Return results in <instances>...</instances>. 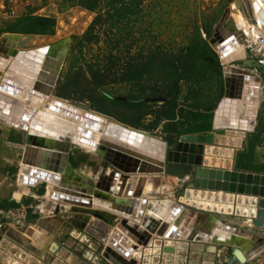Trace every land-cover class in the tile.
<instances>
[{"label": "rangeland", "instance_id": "374dc122", "mask_svg": "<svg viewBox=\"0 0 264 264\" xmlns=\"http://www.w3.org/2000/svg\"><path fill=\"white\" fill-rule=\"evenodd\" d=\"M249 5V3L246 5L244 0H143L140 15L128 18L129 22H124V24L114 30H111L107 25L97 29L99 41L97 43L85 42L82 45L81 38L93 22L96 13H92L81 7V9L78 7L80 12L78 10L75 11L71 18H69L70 20L68 19L66 22L58 24L57 20H54V22L44 20L47 28L42 33H27V26H34L32 23L30 25L20 24L16 30L21 35V37L19 36V42H21L19 46L29 51L36 48L46 50L48 45H50L48 49L58 48V43L66 40L69 41L63 69L53 92L54 98L95 112L106 120L108 119L111 124H122L140 131L139 133H147L153 136V138L164 140L168 134L176 135V139L169 145V152L166 158V161L171 166L191 164L194 168H202L203 165L201 164L203 163L193 164L189 162L188 157L192 154L190 151H197V149H200L202 153L205 151L204 162L207 165H211V167L206 169L210 174L208 176L205 175L206 178L203 180L200 178L203 175L194 177L191 180L192 183L190 181L185 183L186 179L184 177L176 175H170L166 178L156 177L153 183L157 186L152 182L148 184L151 185L148 191L150 195L145 193L147 192L146 188L148 185L142 183L144 179L139 180L140 184H137L135 180L131 182L130 188H132V191L129 195L132 194L131 196H134L144 190V195L148 194L146 196L154 197L153 199L150 198L151 203H158L160 200H165L166 196L167 198L173 196L175 200H180L178 202L185 206L187 205L186 207H191L195 211L209 214L212 211L223 223L233 224L235 227H243L248 217H244L241 214L240 199L233 197L232 201H228V193L235 191V194H243L249 197L252 196L253 198L260 194L264 196V75L261 74L258 67L259 64L264 62V52L261 53V50L259 51L257 46L252 44V41L247 36V25L250 22L252 24L255 23L253 16H250L251 9ZM227 11H230V14L224 27L229 32L243 33V39L248 52L247 61H223L215 50V44L212 43V41L218 39L216 29ZM23 40L25 41L23 42ZM203 44V52L186 59L188 53L192 50H199ZM159 52L185 56L186 63L184 62L181 80H171L167 74H154L150 77H145L143 81L136 85L113 84L103 88L104 93L109 98L128 101L131 99L130 95L133 90L132 98L134 101L146 100L150 103L149 114L137 127L131 126L126 122L134 121L139 116L118 107L108 108L99 112L87 97L84 100L61 98L62 86L66 82V77L72 72H77L80 69L86 70L90 65L106 69L105 67L112 65V57L115 58L119 65L116 70L119 72L121 70L120 73H123L126 67L141 63L151 55ZM60 53L58 50L57 55ZM193 65H195L194 69H192ZM230 65L239 67L261 78L263 88L258 120L254 122L252 131L245 132L239 144H234V142L230 141L224 143L210 140V142L208 137L211 138L212 135H219L217 130H221L214 129V115L226 94L224 70ZM233 85L235 87L236 84ZM177 86L179 87V90L176 91L178 92L177 104L171 106L168 102L173 99L171 92ZM141 88L143 91H141ZM223 105L224 102L221 107ZM13 131L14 135L10 136V140H13L12 138H15V140L10 142L5 140V144H2L3 142L0 141V147H2L0 150L4 151V147L6 149V154L0 156V161L9 164L8 168L0 167V190H10L12 193L19 191V194L25 195L22 206L27 209L29 224L32 222V216L34 224L39 221L46 222V226L41 222L38 225H30V227L25 229L24 233H21L28 242L26 243L29 244V247L23 246L18 242L16 243L15 240L10 238L12 242L11 246L14 248L13 253L19 254L21 258V253L27 250L29 253H32L33 257L35 256L34 258L41 261L40 264H60V261L61 264H106L108 261L103 255L106 239L102 241L100 238L86 233L85 225L73 216L79 210L61 208L59 218H63V223L59 226L57 217H41L40 215V208H42L44 203V199L42 198L44 192L39 193L37 189H32L29 193H25V186L20 185L21 187L19 188L17 178L18 174H20V166L23 165V160L21 162L20 159L23 148L28 141L29 133L28 131L19 129H13ZM46 135L49 136V134ZM54 138L52 137L51 140ZM208 143L223 147H210ZM69 149L70 154L69 158L67 156L66 159L64 174L72 181L71 185L81 186L85 183L86 186L89 185V187L94 188L91 189L94 193L103 191L98 188L100 185L99 179L103 174L107 175L108 168L104 167L106 162L103 161L104 159L101 155L85 152L74 146L73 148L69 146ZM52 150L55 151L57 149L53 148ZM178 150L182 151V160L178 162L169 160V154L171 152L177 153ZM242 161L245 164L251 165L253 169H239L238 165ZM109 165V171L112 172L116 169L115 165L111 163ZM222 170L229 173L237 172V180L233 176L229 179L221 177L218 173ZM137 172L140 173L142 171L139 169ZM191 184L198 190H190L187 193V189ZM163 186L170 187V192L162 191ZM172 189H175L174 192ZM203 189L207 190V192L210 189L224 192L222 195L217 193V198L227 209L225 211L211 209V201L215 195H213L214 193L210 195H208L209 193L202 194L200 190ZM225 189H228L229 192H225ZM250 189H253V192ZM238 191L241 193H238ZM192 192H198L200 195L206 196L207 199L204 200L206 203L202 202L203 199L197 198L196 195L192 196V199L190 197L193 194ZM13 205L8 207H20V205L15 206L17 205L16 203ZM105 221L107 225L105 222H102L101 226L105 229L103 230L104 233L107 232L109 234L115 222L108 218ZM244 228L246 229L248 226L244 225ZM30 229L32 231L29 232L28 230ZM26 231L27 233H25ZM44 231L51 232L52 238L50 242L44 244L43 248H40L42 232ZM75 232H78L79 236H77L78 234L74 235ZM14 233L20 232L13 230ZM85 236L87 238L90 236L88 240H90V243L93 242V245L90 246L88 240H86V243L83 242L82 237ZM3 242L8 243L7 239H4ZM161 242L165 244L163 240ZM187 243H178L180 251L174 255H178L175 261L177 264H208V262L210 264H264V256H257L254 259L241 261L234 254L232 247H220L215 253H211L210 255V253L204 250L195 248L198 247L197 242L189 240ZM2 245L4 244L2 243ZM33 248L41 252L43 249H46V254L40 258V254L36 253ZM17 249L18 252L16 251ZM160 252L159 262H162L160 264H164V256ZM11 255L0 253V264H9L6 262L8 260L12 264L13 257ZM209 256L214 257L212 262H210L211 260L209 261ZM16 261L20 262L19 260ZM21 262L22 264H27V261ZM140 262L141 259H139V264Z\"/></svg>", "mask_w": 264, "mask_h": 264}, {"label": "bare ground", "instance_id": "6f19581e", "mask_svg": "<svg viewBox=\"0 0 264 264\" xmlns=\"http://www.w3.org/2000/svg\"><path fill=\"white\" fill-rule=\"evenodd\" d=\"M244 3L246 5L247 3L250 4L249 5L251 9L250 16H253V21L255 22L254 24L250 22L247 25V36L252 41V43H256L257 49L259 51L261 50L260 52L262 53L264 52V0H244ZM231 34H234V40H237L238 44H237V47L235 48L236 50L233 51L230 55H228V57L224 59L223 61L225 62H230L232 60L247 61L248 52L245 46V41L243 39V33L229 32L225 29L224 26L221 28L217 27L216 35L218 39H217L216 45L219 44L221 41H224V39L229 37ZM219 35H221V37H219ZM51 50L52 49H48V51H51ZM58 50L61 53L57 55ZM57 51L55 48H53L54 53L52 56L54 57V61L56 63L54 69H56L58 61L61 58V54L63 52V46L58 45ZM38 52H43V51H38ZM23 53L24 55L22 58L19 57L20 55L17 57V59L20 58L18 62L21 65L18 66L14 70V73L15 72L18 73L26 81H33V83L38 82L43 85H46L48 80L46 81L43 77L45 76L43 75L44 72L39 67V65L41 64L39 65H35L34 63L32 64L26 57L29 55L34 56L35 53L34 52H28V53L22 52V54ZM45 53L46 52H44V54ZM262 64L264 66V62ZM227 68L230 70L229 79H228V88H229L228 96L229 97H227L228 99L227 104L224 103L222 109L219 111L220 122L218 125L219 126L218 129H221V130H217V131L220 136L212 135L211 138L208 137V139L211 141H217V142L227 143L228 141H230V142H234V144H239L242 141V138L245 135V132L252 131L253 124H254V123L250 124L249 122L244 120L243 113H244L245 107H248V109L250 108L249 112L251 109H255L256 111L251 113L253 114V116L252 115H249V116L256 119L255 121L258 120L257 118H258L260 105H261V93H262L263 83L259 76L250 74L239 67L230 65ZM53 72L51 73L50 76H52ZM245 74H249V75L256 77L257 78L256 81H259L260 83V86L258 87V89L254 87L256 90H258V95L255 96V98L257 99V105L255 106L246 103V101L242 99L243 97L242 93L244 91V88L245 87H248L249 89L251 88L249 84L244 85L243 79H244ZM0 75H2V72H0ZM252 82L254 83V80H252ZM240 83H242L241 86H240ZM233 84H236L235 87ZM239 93L242 96H239ZM244 96H252V95H244ZM17 99L24 102L21 98H17ZM51 100L60 102L61 104H64L65 106H67V108H62V110H65L69 114L79 117L80 120L86 117L84 115L85 113H89L94 116L100 117L101 120L98 122H99L100 127H102V129L101 130L99 129L98 131L95 130L92 136H89V137L83 136V134L79 133L81 132V130L79 129V127H81L80 121L76 122L73 118L66 116V115H62V114H58V117L53 116L52 118H50V116L47 114L43 115V112H42L43 105L39 107H35L36 110H38V112L41 113V115H38V121L40 122V125L42 126H40L39 123H37V125L40 126V129H41L39 130L38 134L40 135L49 134V136H52L53 138L55 137L54 142L56 145L58 144L55 147L57 150L55 151L50 150L51 154L49 156L41 155L38 151L31 152V155L28 157L29 161L27 160V162L24 163V160H23V163H22L23 165L20 168L21 171L19 174L20 175L19 178H21L23 174H25L24 172L30 167L37 169V172L41 174L40 175L37 174L38 175L37 176V175H31V174L26 173V175L29 176L28 180L26 182H22V180L21 179L19 180L18 178L19 185L23 187L25 186V193H29L30 190L32 191V189H37V191H40V189L42 188L43 190H45L44 196L42 198L44 199L43 202L48 203L49 207L47 211L45 212V214H43V216L57 217L59 226L63 223L62 222L63 218H59V211L61 208L64 207L66 209L79 210L78 212L73 214V216L77 218L79 222L85 225L86 233L88 235H94L95 237L100 238L102 241L106 239V242H104L105 246L103 248V255L108 261L106 264H139V259H141L140 264L141 263L142 264H160L162 263V262H159V259H160L159 252L160 251H161L160 253L161 254L163 253V256H164V260H165L164 264H170V263L177 264L175 261L177 260L176 257L178 255L177 256H174V255L176 254V252L180 251L178 243L179 242L187 243L189 240H192L193 242H197L198 247H195V248L204 250L205 252L210 253V255L211 253H215L220 247L222 248L232 247L236 257L238 256V258L241 261H244L247 259V257L245 256V249L242 247L253 245V243H256V242L264 241V235H262V233H264L263 231L264 226L262 227L257 226L256 221H255L257 218L258 210H259L258 203L261 199H264L263 195L260 194L259 196L253 198L252 196L249 197L243 194L230 193L229 195L228 193L227 195V198L229 197L228 201H232L233 197H237L240 199L239 206L241 208V214L244 217H248V219L246 220L247 222L244 225L248 226L249 231H247V229H245L243 225V227H239L240 229L237 232L230 231L228 229H222L221 226H223L224 228L228 226L235 228V226L233 224L223 223L212 213V211L209 214V213H202L197 210L195 211L193 209L188 210L186 208L187 205L185 206L182 203L178 202L177 200L174 199L173 196L171 198H167L166 196L165 201L160 200V202L158 203H151L150 198L152 197L146 196L149 194L148 193L149 188H150L149 186H151V185H148L149 183H151L150 178H156V177L166 178V177H169L170 175L181 176V175L176 174V166H171L166 161L168 150H166V148L164 147V144H162L163 140L154 138L155 142L154 140L152 142L150 137L146 138L144 135H141V134H138L139 135L138 136L137 134H135L134 131L127 129L123 127L122 125H119L116 123L111 124L109 120H106L105 118L97 115L95 112H92L80 106H75L73 104H70L68 102H65L57 98H54L52 96H50L47 100H45L44 104H49ZM50 105H54V103L52 102ZM74 111H77V112H74ZM3 119L4 118H2L0 114V121ZM7 120H8L9 126L11 125L13 127H16L19 130L29 132L31 129L32 121L29 122L28 127L26 129V128H21L18 125V122L12 119H7ZM14 123H16V126ZM81 128H82V131L86 130L83 127ZM74 137H76L80 141V143L76 142L74 140ZM101 140L103 141V144H101L102 146L99 145L98 148L92 147L87 144L91 141H95L96 143L97 142L99 143ZM66 146H71V148H73L74 146L75 148L77 147L78 149L83 150L85 152H89L93 154L98 153V155H101V157L104 159L103 161L106 162L104 167L106 169L108 168V173L106 172L107 175L103 174L101 178L99 179L100 185L98 184L99 185L98 188L103 191H100V192L97 191L96 193H94V191L91 190L94 188L89 187V185L86 186L85 183H83L81 186L71 185L72 181H70V178L67 177L66 174H64V170L66 169V159L67 158L65 156V152L63 151V149ZM211 146L212 147L214 146L217 148L223 147V146L214 145V144L210 145V147ZM190 152H192V154H190L188 157L189 162L193 164H197L200 162L203 163L201 165H203L204 168L202 167L199 172V175H203L202 177H200L201 180H203L204 178H206L205 175L208 176V174H210V173H207L208 171L206 169L211 167V165H207L206 162H204L205 155H206L205 151L204 153H202L200 149L199 150L197 149V151L193 150ZM25 159H27V157H25ZM169 160L176 161V162L182 160V151L178 150L177 153L171 152L169 154ZM39 162H45L47 166L45 168L38 167L37 165H39ZM32 163L35 165H32ZM108 163L115 165L114 167H116V169H114L112 172L109 171L110 165ZM139 169L142 172L138 173L137 171ZM115 170H121L122 174L119 175L118 177L115 190H113L112 192H109L106 190V188L108 187V184L110 183L111 178L113 176V172ZM172 172H175V173H172ZM122 176L127 177V179L124 180V182L121 180ZM232 176L235 178L236 174L234 175L232 174L230 177ZM131 178H132V182H134L133 181L134 179L137 181L136 182L137 184L138 183L140 184L141 179L142 180L144 179L142 183L148 185L146 188L147 192H145L148 194L144 195L143 194L144 190H143V192H140L137 195H134V196H131L132 194L129 195V193L132 191L131 190L132 188H130ZM30 180L37 181V183L31 182ZM166 186H163L164 190L162 189V191L170 192V189H169L170 187L167 188ZM250 190L253 192V189H250ZM205 193L208 194L207 191ZM211 193H214L213 195H215L214 198H212L213 200L211 201V204H212L211 209L213 208L215 210L218 209L220 211H225L227 207L223 205L217 198L218 194L222 195V193L224 192L213 190ZM195 195L197 198L203 199L202 202L206 203L204 201L207 199L206 196L200 195L198 192L197 193L194 192L190 197L195 196ZM59 196H69V197H74V198H80V199L86 200V202L88 203L78 204L72 201H66L65 199L60 198ZM137 199H139V204L135 210L134 218H132L130 216V213H131V210H133L132 208L133 204L136 202ZM199 199H196V200H199ZM143 201H145L144 204H143ZM244 201L246 202L244 203ZM176 203H178L179 205H183V208L181 209V211L178 213V215L175 218L172 216L173 222H171V226L172 224L178 222L181 218L188 216L189 212H193V214H196V213L200 214L196 228L193 231H191V234L189 236H185V238L182 236H179V237L176 236V233L172 235H168V232L170 229H168L166 232H163V230H160L162 221L166 220V218H168L167 216H169V214L168 215L166 214L167 208L169 206L171 207V205H174ZM107 218L112 219L115 222L109 234L107 232H106L107 234L104 233L103 230L105 229L104 227L101 226L102 222H105L106 224L105 220H107ZM40 222L44 226H46L45 221H40ZM13 230L10 231V234H12L11 237L9 235L8 236L16 241L18 236L11 233L13 232ZM201 230L202 232H205L206 234H210V235L212 234L213 237L211 238V240H209L208 242H200V237L195 240L196 238L195 235L198 234ZM245 232L251 235L249 239L246 237H243V234ZM74 235L79 236V233L75 232ZM116 235L117 237H114ZM86 236L82 237V240L84 243H86V240L90 239L89 238L90 236H88V238ZM10 238L4 237V239H9V240ZM51 238H52L51 232H46V231L42 232L40 248H43L44 244H47L48 242H50ZM112 239H114V243L111 242ZM162 240L165 242V244L161 242ZM89 241L90 240H88V242ZM89 244L91 246L93 245V242L91 243L89 242ZM26 247H29V244H27ZM33 250L36 253L40 254L39 255L40 258L46 254L45 252L46 249H43L42 252L39 250H36L35 248H33ZM16 251L18 252V249ZM21 254H22L21 258H20V255L17 253H12L11 256L13 257L14 260L17 258L16 260H19L20 264H22L21 261H27V264H40L41 263L40 260H37L36 258H34L35 256L33 257L32 253L31 252L29 253L27 250L23 251ZM257 256H264V252L256 256H253L250 259H254ZM143 258H145L144 261H143ZM213 258H214L213 256L212 257L209 256L208 259L209 261L211 260L210 262H212ZM12 264H15V263H12ZM60 264H61V261H60ZM208 264L210 263L208 262Z\"/></svg>", "mask_w": 264, "mask_h": 264}, {"label": "water", "instance_id": "95a60500", "mask_svg": "<svg viewBox=\"0 0 264 264\" xmlns=\"http://www.w3.org/2000/svg\"><path fill=\"white\" fill-rule=\"evenodd\" d=\"M230 14V11H227L226 14L224 15L223 19L221 20V22L219 23L218 27H223L228 19V16ZM216 33H217V29H216ZM217 36V35H216ZM14 37V36H13ZM4 38L2 40H0V47H2L3 42H4ZM216 41H212L213 44H215V50L220 53L221 59L224 60L228 57V55H230L233 51H235L236 47H237V40H234V34H231L229 37H227L226 39H224V41H221L219 44L216 45ZM59 46H63V52L61 54V58L58 61V64L56 66L55 71L53 72L52 76L49 77L47 84L43 85L41 83H36L33 81H26L23 77H21L18 73H14V70L20 66L21 64L18 62L20 58L23 57L24 53L22 54V52H19L18 55H20L18 59L14 60L13 62H6L7 64H5L4 66L0 65L1 69H5L8 65H9V70L3 75H0V114L2 116V118H4L3 120H1L2 122H6V124H8V120L7 119H12L16 122H18V125L21 128H26L28 127V124L30 121H32L31 123V129L29 131V137H28V145L26 147V151H25V156H24V163L27 162V160L29 161V156L31 155V152L33 151H38L41 155H47L49 156L51 154L52 148H55L57 145L55 144V142L53 140H51L50 136H46V135H40L37 132H39L40 129V122L38 121V115H41L40 112H38V110H36L35 107H39L41 105H43V115H49L50 118H52L53 116L58 117V114H62V115H66L69 116L71 118H73L76 122L80 121V126L83 127L84 131H82V128L79 127V129L81 130V134H83V136H92L93 132L95 130H101L102 127H100L99 122L101 120L100 117L94 116L92 114L89 113H85L84 115L86 116L85 118L81 119L77 116H74L72 114H69L68 112H66L65 110H62V108H67V106H65L64 104H61L60 102H56L51 100V102L49 104H44V101L47 100L50 96L53 95V92L55 90V87L57 85L60 73L63 69V62L65 61V57H66V53L68 51V47H69V41H62L60 43H58ZM48 51V49H47ZM17 53L11 48V49H4V55H3V60H9V58L7 56L11 55H16ZM11 61V60H10ZM236 60H232L230 62H233ZM240 61V60H237ZM259 70L261 72L262 75H264V66L263 64H259L258 65ZM229 74H230V70L228 68H225L224 70V78H225V82H226V94L225 97L221 100L222 102L220 103V105L218 106V109L216 110L215 113V118H214V129H218V125L220 122V116H219V111L222 109L221 105L224 103L227 104V97L229 94V88H228V79H229ZM262 77V76H261ZM244 85L249 84L251 86V88L249 89L248 87L244 88L243 91V97L242 99L244 101H246V103L251 104V105H257V99L255 98V96L258 95V90H256L255 88L258 89V87L260 86L259 81H256L257 78L249 75V74H245L244 76ZM252 80H254V83L252 82ZM252 82V83H251ZM22 83V84H21ZM242 83H240L241 86ZM255 87V88H254ZM250 93V94H249ZM10 94V95H9ZM244 95H252V96H244ZM16 96V97H14ZM239 96L240 95L239 93ZM231 97V96H230ZM17 98H21L24 102H22L21 100H18ZM112 98V97H111ZM114 99V98H112ZM120 100V99H117ZM122 100V99H121ZM122 101H127V100H122ZM54 103V105H50L51 103ZM250 109V108H249ZM248 107H245L244 109V120L249 122L250 124H253L255 122L256 119L250 117L249 115H252L251 113H253L254 111H256L255 109H251L249 112ZM77 112V111H74ZM37 115V116H36ZM249 116V117H248ZM35 117V118H34ZM91 120H89V119ZM108 120V119H107ZM0 121V122H1ZM37 123H39L40 126L37 125ZM16 126V123H14ZM122 125V124H120ZM123 127L134 131L135 134H141L144 135L146 138L150 137L151 141L153 142L154 138H152L153 136H150L149 134H145V133H139L140 131L131 129L127 126L122 125ZM78 130V129H77ZM103 136V135H102ZM101 136V138H102ZM139 136V135H138ZM176 139V135L173 134H168L165 136L162 144H164V147L166 148V150H168L169 152V145L171 142H173ZM74 140L76 142L80 141L74 137ZM150 140V139H149ZM210 141V140H209ZM83 142V141H81ZM155 142V140H154ZM88 145L92 146V147H96L98 148L99 145L102 146L101 144H103V141L101 140L99 143L95 142V141H91L89 143H87ZM40 147V148H38ZM36 149V150H34ZM39 149V150H37ZM69 146H66L63 151L65 152V156L67 158H69ZM67 154V155H66ZM25 157H27V159H25ZM32 165H35L32 163ZM31 165V166H32ZM38 167H43L45 168L47 165L45 162H39V165H37ZM196 168V167H195ZM193 165H189V164H185V165H179L176 166V174L181 175V177H184L185 183L189 182L192 183L191 180H193L194 177H199V172L201 168H196L195 169ZM175 169V167H174ZM25 174H23V176L21 178H19V180L21 179L22 182H26L28 180V175H26V173L31 174V175H40L37 172V169L30 167L29 169H27L25 172ZM175 173V172H172ZM209 173V172H208ZM122 172L121 170H115L113 172V176L111 178L110 183L108 184V187L106 188L107 191L112 192L113 190H115L117 181H118V177L119 175H121ZM221 177H225V178H232L230 177L231 174H236V177L234 178L235 180H237L238 174L237 172L235 173H229L227 171L223 172L220 171V173H218ZM37 175V176H38ZM127 177L126 176H122V181L124 182V180H126ZM31 182H35L37 183V181H33L30 180ZM130 181L132 182V178L130 179ZM133 181H135L133 179ZM235 185V184H234ZM250 186V185H248ZM118 190V188H117ZM190 190H198L197 188L195 189V187L191 184L189 186V188L187 189V193ZM235 190V189H234ZM202 192V194H204L206 191L205 189L200 190ZM210 191H213L212 189L209 190L208 195L212 194ZM218 191V190H217ZM225 192H229L228 189L224 190ZM44 190L41 188L39 193H43ZM204 192V193H203ZM229 193H234L235 191H231ZM238 193H241L240 191H238ZM60 198L65 199L66 201H72L74 203H78V204H87L86 201L80 199V198H74V197H69V196H59ZM15 198L20 199L21 196L19 193L15 194ZM180 201V200H178ZM145 203V201H143V204ZM139 204V199L136 200V202L133 204V210H131L130 216L132 218H134V214H135V210L137 208ZM49 205L48 203H43L42 205V210L40 211V215L41 217L43 216V214H45V212L47 211ZM183 208V205H179L178 203L171 205V207L169 206L167 209V215L169 214V216H167L168 218H166V220L162 221V225H161V229L163 230V232H166L168 229V235H172L174 233H176V236H182L185 238V236H189L191 234V231H193L196 226H197V222L199 220V213L193 214V212H189L188 216H185L184 218H181L178 222L172 224L171 226V222H173V217L175 218L178 213L181 211V209ZM191 208V207H190ZM258 214H257V218H256V225L259 227L264 226V199H261L258 203ZM189 209V207H188ZM193 211V210H192ZM173 216V217H172ZM222 223V222H221ZM222 229H228L230 231H235L237 232L240 228L239 227H226L224 228L223 226H221ZM234 229V230H233ZM247 231H249L248 228H246ZM159 230V231H160ZM13 233V232H11ZM15 235H17V239L16 241L22 245L27 246V241L25 240V237L22 236L21 233H14ZM10 237L12 234H8ZM196 238L200 237V242H208L209 240H211V238L213 237V235L211 234H206L205 232H202V230L195 235ZM250 234L249 233H244L243 237L246 238H250ZM13 237V236H12ZM114 237H117L114 236ZM27 242V243H26ZM112 243H114V239L111 240ZM242 248L245 249V256L247 257L246 260L250 259L253 256H256L260 253L264 252V241L261 242H256L253 243V245H249V246H243Z\"/></svg>", "mask_w": 264, "mask_h": 264}, {"label": "trees", "instance_id": "16d2710c", "mask_svg": "<svg viewBox=\"0 0 264 264\" xmlns=\"http://www.w3.org/2000/svg\"><path fill=\"white\" fill-rule=\"evenodd\" d=\"M73 6L81 7L92 13H96V17L93 22L81 38V45L86 43H97L99 41V36L97 29L105 27L106 25L112 30L118 28L124 22L128 21V18L138 16L141 14V5L143 0H70ZM27 26V33L39 34L45 31L47 25L45 21L39 18L27 17L19 22ZM18 25V26H19ZM200 46V45H198ZM204 44L199 50H192L187 54V58L190 56L198 55L203 52ZM185 56H176L174 54H167L164 52H159L157 54L151 55L143 62L126 67L123 73L118 70V62L115 58L111 57L110 67H95V65H90L88 69H80L77 72H72L66 77V82L62 86L61 98H78L84 100V98H89L95 109L99 112L104 111L108 108L118 107L127 112L138 115L139 117L134 121H128L127 124L137 127L140 125L145 117L150 112V103L145 101H134L132 98L133 90L131 91V99L128 101H122L117 99H111L103 91V88L108 85L120 84V85H136L137 83L144 80L145 77H150L154 74H167L171 80H181L182 71L184 68ZM193 65L192 69H194ZM179 87L177 86L175 90H172L171 95L173 99L168 103L171 106L177 104L176 99ZM141 91L143 89L141 88ZM145 92V91H144ZM143 92V93H144ZM102 107V108H101ZM239 169L251 170L253 169L251 165L245 164L243 161L238 165Z\"/></svg>", "mask_w": 264, "mask_h": 264}, {"label": "crops", "instance_id": "0c3cea01", "mask_svg": "<svg viewBox=\"0 0 264 264\" xmlns=\"http://www.w3.org/2000/svg\"><path fill=\"white\" fill-rule=\"evenodd\" d=\"M80 9H78V7H76V6H73L72 3L70 2V0H30V2H27L25 0H18V3H16L15 0H0V40H2L3 38L5 39L2 47H0V65L3 66L5 64H7L6 62H8V61L11 63L14 60H16L17 57L19 56L18 53L21 51L26 52V53L34 52L35 53L34 56L29 55L26 57L32 64L34 63L35 65H39V64L42 65V66L39 65V67L41 68V70H43V72H44L43 75H45L43 77L47 81L49 79L48 77L55 70L54 67L56 65V63L54 61V57L52 56L54 53L53 48H51L52 50L48 51V52H47V49L50 45H48L46 47V50H43L40 48H39L40 50L38 48H36V49H32L31 51L22 49L23 47L19 46L21 43V42H19V38L21 37V35L17 32L16 28L18 27L19 22L21 20L27 18V17L39 18L41 20H47V21H52V22H54V20L55 21L57 20L58 24L62 23L64 21L66 22L69 18H71V16L75 13V11L78 10V12H80ZM13 12L15 14H13ZM24 41L25 40H23V42ZM11 48L17 54L13 55V56H11V55L7 56L9 58V60H7V61L3 60L4 49H11ZM54 48L57 49L56 47H54ZM37 50L43 51V52H38ZM44 52H46V53L44 54ZM218 54H219V57L221 58L220 53H218ZM39 59H41V60H39ZM8 70H9V65L5 69L0 68V72H2L3 75ZM52 97H54V96L52 95ZM215 113H216V111H215ZM244 115H245V113H243V116ZM214 118H215V115H214ZM5 124H6L5 122L4 123L2 121L0 122V141L3 142L2 144H5V142H6L5 140H7L9 142L15 140V138H12L13 140H10V136L14 133L13 129H18L16 127L11 126V125H10L11 127L7 126L9 124H6V125ZM28 137H29V134H28ZM27 143H28V141H27ZM27 143H26L25 147L23 148V153H22L21 159H20L21 162H22V160H24L26 147L28 145ZM0 148H2V147H0ZM3 150L4 151L0 150V156L6 154L5 147L3 148ZM11 159L13 160V158H11ZM8 165H9L8 163H4V162L0 161V167H7L8 168ZM20 165H21V163H20ZM20 168H21V166H20ZM20 171H21V169H19V173H20ZM19 176L20 175L18 174V178H19ZM18 178H17V185H19ZM151 182L152 183L155 182L154 178L151 179ZM155 186H157V185H155ZM20 187L21 186L19 185V188ZM174 190H173V192H174ZM17 193H20V192L15 191L12 193V192H10V190L8 191L5 189H1L0 190V209L9 208L8 206H14L13 204H15V203L17 204L15 206L22 205L23 200L25 199V195L20 194L21 198L17 199V198H15V194H17ZM84 201H86V200H84ZM161 201H165V200H161ZM186 208L188 209V207H186ZM41 210H42V208H40V211ZM188 210H191V208H189ZM31 218H32V222H30L31 223L30 225L33 226V225L39 224L40 221L38 223L34 224L33 223V216ZM30 225H29V227H30ZM30 230H28V231L30 232ZM8 240L9 239H7V241ZM9 241H11V240H9ZM6 262L9 264L11 263L10 260H8ZM12 263L20 264V262L15 261L13 258H12Z\"/></svg>", "mask_w": 264, "mask_h": 264}, {"label": "built area", "instance_id": "2783aa9c", "mask_svg": "<svg viewBox=\"0 0 264 264\" xmlns=\"http://www.w3.org/2000/svg\"><path fill=\"white\" fill-rule=\"evenodd\" d=\"M25 1L30 2V0ZM15 2L18 3V0H15ZM13 14L15 13L13 12ZM252 44L256 45V43ZM28 217L27 209L22 205L18 208L0 209V253L10 255L14 252V248L11 246L12 242L9 240L8 243L3 242L4 237L9 238L8 234L12 228L20 233H24L25 228H28L30 225Z\"/></svg>", "mask_w": 264, "mask_h": 264}]
</instances>
